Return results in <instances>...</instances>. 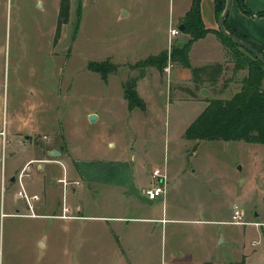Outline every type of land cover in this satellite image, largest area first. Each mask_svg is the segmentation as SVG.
Listing matches in <instances>:
<instances>
[{
	"label": "rangeland",
	"instance_id": "374dc122",
	"mask_svg": "<svg viewBox=\"0 0 264 264\" xmlns=\"http://www.w3.org/2000/svg\"><path fill=\"white\" fill-rule=\"evenodd\" d=\"M76 1H82L78 28ZM73 3L70 19L57 37L60 0H0V264H119L112 222L89 216L70 218L77 215L76 209L62 206L63 190L75 191L80 185L73 178L57 177L64 164L42 162L39 170L37 162L30 161L15 170V178L10 180V165L23 164L31 152L41 153L51 143L64 145L62 133L83 160L127 158L136 174L144 172L143 166L148 172L166 162L177 183L169 193L168 206L212 209L227 220L236 203L243 220L264 221V144L184 137L185 128L205 105L191 91L204 82L222 98L238 90L227 80H238L233 59V64H218L215 80L211 67L197 73L194 83L176 84L167 76L171 48L176 43L172 38L165 50L166 66L162 72L155 68L159 83L150 77L141 87L148 96V109L129 110L122 84L148 70L141 59L131 63L134 59L165 44L167 0ZM120 4L129 8L128 15L118 17ZM90 60H108L104 66L110 68L113 63L116 69L108 72L105 81L99 72L88 68ZM121 62L127 63L117 65ZM28 111L33 112L37 127L31 140L24 132L11 136L5 131L10 118L18 119ZM89 111L95 118H89ZM40 173L44 179L39 178ZM20 188L29 195L38 194V198L29 203L17 195ZM108 202L107 195L85 196L83 214L107 215ZM207 226L204 237L209 238L215 229ZM217 228L219 237L228 238L221 249L234 254V240L243 231L246 247L264 260L263 243H250L264 232L263 223L226 222ZM169 231H163L162 237L156 232L152 264H168L165 235L169 238Z\"/></svg>",
	"mask_w": 264,
	"mask_h": 264
},
{
	"label": "crops",
	"instance_id": "0c3cea01",
	"mask_svg": "<svg viewBox=\"0 0 264 264\" xmlns=\"http://www.w3.org/2000/svg\"><path fill=\"white\" fill-rule=\"evenodd\" d=\"M73 4V0H70L68 20L63 23L62 26L69 21L70 13L74 9ZM191 4L192 0H167L165 44L157 51L149 53L141 58L134 59L131 63L143 59L150 54H157L160 51L166 50L169 47V27H178L180 23H183ZM245 4L253 11V14L244 12L240 8L238 0H231L227 21L237 31L244 34L250 41L264 51V15L256 14L258 11L264 10V0H245ZM79 5L81 8L80 11H82V1H79L77 4V15ZM199 11L203 26L207 28L208 31L202 36L193 39L189 44L188 58L191 66L207 67L215 64H233L229 48L217 32L219 26L215 0H199ZM128 13L129 8L120 4L117 10L118 17L128 15ZM80 18L81 15L79 16V19L78 16L76 18L77 28L79 26ZM183 33H187L189 37H191V35L183 29V31H180L173 37L176 40V43L181 40ZM127 62H121L117 65ZM146 66H148L147 71H140L135 75L138 76L135 88L144 101V108L138 106L129 108L123 92L126 106L129 110H134L136 107L143 110L148 109V96L145 92L141 91V87L144 88L145 80L150 77L156 79V84L159 83L158 75L155 73L156 67L152 65ZM163 73L166 76V72ZM235 73V76H237L238 79L237 81L230 78L227 80L239 89L242 79L247 74V68H239L235 70ZM167 76L170 81L176 84H182L185 82L194 83L192 81L194 76L191 69L187 66L176 63L175 61H172L170 67H168ZM228 86L229 85L226 87ZM201 87L207 88L208 94L206 96L200 93ZM191 92L195 94L196 98L200 97L201 100L205 102V105L209 98L220 97V92H215L214 89L205 82ZM91 112L92 111H89L87 113ZM34 117L33 112L30 111L25 115L19 114L18 119L12 117L9 120V128L6 126L7 129H5V131H8L11 136L24 132L29 140H31L33 133L37 130L36 124L34 123ZM60 139L64 141V145L55 142L51 143L53 145L50 147L45 148V150L53 148L60 150L61 154L59 156H53L58 158V160L46 159L44 155L49 154L48 152H45V150L41 153L33 154L31 152L23 164L10 165L8 170L9 176L11 175L10 180L12 175H14L13 173L15 170L30 161H36V167L39 170L43 168L42 162L48 164H64L62 175H58L57 177L63 176L66 178H73V180L78 181L80 185L78 188L74 187L75 191L73 188L63 190L62 206L68 205L70 208L76 209L77 215L70 218L89 216L96 220L108 218L112 222L110 230L113 233L115 254L119 264H152L158 238L156 232L160 231L162 234L160 237H162L163 231L166 232L167 229L170 230L169 232L171 234L169 238L165 235V243L168 239V264H264V260L254 257L253 249L246 247L243 231L240 238H235L234 240V243L237 244L236 247L232 249L235 250V252H232L234 254L231 255L225 249H221L220 246L225 244L228 238L226 235L219 237L217 226L226 222L232 223L229 221L230 219H220L212 213L214 212L212 209L207 212L204 211L203 208V211H201L198 207L191 208L178 205L168 206L167 199L169 193L177 186V183L175 182L176 176H171L170 168L166 162H163L162 165L165 166L167 173L165 192L155 197H149L144 193V188L152 184V170H148L147 172L143 166L144 172L139 171V173L136 174L133 172V167L130 168L131 166L129 165L127 158L83 160L74 154L73 146L68 138L65 139L63 133ZM51 169L52 167H48V172H51ZM148 177L149 180L147 179V181L146 178ZM39 178L44 179V173H40ZM96 195L108 196L110 209L108 214L105 215L101 212H93L91 215L83 214V198L85 196L91 197ZM75 196L78 198V201L74 200ZM246 223L260 225L261 223L264 224V221L246 220L245 223L238 225H244ZM207 224L211 225L212 230L215 229V234L213 233L209 238L204 237V232L208 228ZM179 232L182 233L180 238L176 236ZM263 233L264 232H260V236L256 240H252L250 243L252 245L263 243L264 246ZM262 256L264 258V249L262 251Z\"/></svg>",
	"mask_w": 264,
	"mask_h": 264
},
{
	"label": "trees",
	"instance_id": "16d2710c",
	"mask_svg": "<svg viewBox=\"0 0 264 264\" xmlns=\"http://www.w3.org/2000/svg\"><path fill=\"white\" fill-rule=\"evenodd\" d=\"M225 2L226 0H215L218 17L225 7ZM69 3L70 0H60L56 27L57 37L62 24L68 20ZM238 3L244 12L253 14V11L245 4V0H238ZM80 10L81 8L79 5L78 19ZM256 14L264 15V10L258 11ZM183 23L185 32H188L191 37L186 41L180 40L173 44L170 59L183 66L189 67L194 78L197 77V73L205 68L212 67L214 69L212 80H215L220 65L215 64L216 66L194 67L191 66L188 58L190 42L208 31L202 23L199 11V0H192L191 7L187 11ZM225 27L230 33L236 34L243 40L251 43L264 55V51L228 23L227 17L225 19ZM217 32L229 48L231 57L234 61L233 68H247V74L242 79L240 88L230 97L209 98L204 108L185 128L184 137L195 140L242 139L245 141L264 143V63L234 41L229 35L224 34L220 29ZM167 57L168 55L164 50L157 54H150L140 61L143 66L152 65L155 66L159 72H162L166 66ZM107 62L109 63L108 60H90L87 66L89 69L99 72L101 77L106 80L108 72L115 70V65L113 63L110 68H106L104 64ZM137 78L138 76L130 77L123 83V92L129 108L135 106L144 108L145 105L135 88Z\"/></svg>",
	"mask_w": 264,
	"mask_h": 264
},
{
	"label": "built area",
	"instance_id": "2783aa9c",
	"mask_svg": "<svg viewBox=\"0 0 264 264\" xmlns=\"http://www.w3.org/2000/svg\"><path fill=\"white\" fill-rule=\"evenodd\" d=\"M168 32H169L168 34L169 43L171 44L172 38L176 36L180 32V30L178 29L177 26H170ZM22 175H23V170L19 174V177L21 178ZM151 175H152V184L144 188V193L149 197H155L165 192V188H166L165 185H166V179H167V173H166L165 166H155L151 171ZM63 182L67 183L65 179H63ZM75 182L78 183V181H75ZM16 193L19 196H23L29 203H30V200H34L38 198V194L32 193L31 195H29L26 192V190L23 188L18 189ZM67 209H68L67 207L64 208V210H67ZM229 221L232 223H237V224H243L246 222L245 220H243V212L241 211V209L236 203L232 205V213H231V218Z\"/></svg>",
	"mask_w": 264,
	"mask_h": 264
},
{
	"label": "water",
	"instance_id": "95a60500",
	"mask_svg": "<svg viewBox=\"0 0 264 264\" xmlns=\"http://www.w3.org/2000/svg\"><path fill=\"white\" fill-rule=\"evenodd\" d=\"M231 5V0H226L225 2V7L222 11V13L220 14V16L218 17V26L219 29L226 35H229L234 41H236L237 43H239L242 47H244L245 49H247L249 52H251L256 58H258L260 61H262L264 63V55L257 49L255 48L251 43H249L246 40H243L242 38H240L238 35L230 33L226 27H225V19L228 15L229 12V8ZM178 29L180 31H183L184 29V23H180L178 26ZM190 37L187 33H183L182 37H181V41H186L188 40ZM200 93L203 95H207L208 94V90L206 87H201L200 88ZM89 118L93 119L95 118V114L91 113L89 114ZM30 136V135H28ZM48 154L51 156H59L61 154V151L53 148L48 150ZM15 175H12L11 180H14Z\"/></svg>",
	"mask_w": 264,
	"mask_h": 264
}]
</instances>
